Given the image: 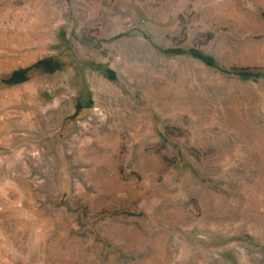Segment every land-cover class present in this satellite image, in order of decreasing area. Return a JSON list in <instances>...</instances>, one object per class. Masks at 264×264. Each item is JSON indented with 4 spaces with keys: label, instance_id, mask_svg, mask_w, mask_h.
Returning a JSON list of instances; mask_svg holds the SVG:
<instances>
[{
    "label": "rangeland",
    "instance_id": "1",
    "mask_svg": "<svg viewBox=\"0 0 264 264\" xmlns=\"http://www.w3.org/2000/svg\"><path fill=\"white\" fill-rule=\"evenodd\" d=\"M0 264H264V0H0Z\"/></svg>",
    "mask_w": 264,
    "mask_h": 264
}]
</instances>
